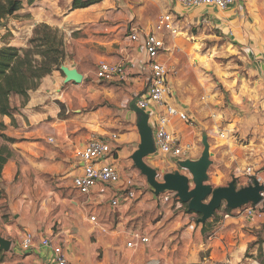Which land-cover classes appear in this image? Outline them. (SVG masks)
<instances>
[{
    "label": "crops",
    "instance_id": "1",
    "mask_svg": "<svg viewBox=\"0 0 264 264\" xmlns=\"http://www.w3.org/2000/svg\"><path fill=\"white\" fill-rule=\"evenodd\" d=\"M45 1L35 0L30 5L55 10L41 22L63 33V65L76 69L82 80L65 82V75L53 70L29 92L27 103L18 105L12 118L0 116V133L9 138H0V153L6 158L0 173V200L7 203L8 215L0 236L10 241L0 264L51 263L52 248L41 245L45 237L61 248L68 261L83 264H264V212L248 216L245 206L230 210L220 206L202 223L200 214L188 210L174 192L170 191L171 197L165 201L163 193H153L146 178H135L131 155L140 137L137 114L130 106L149 83L142 40L160 14L171 13L179 30L177 35L167 33L158 60L174 70L168 78L174 93L171 100L183 109L174 98L180 80L176 53L183 52L188 63L210 65L203 51L197 50L204 41L193 35L191 28L217 29L233 53L249 57L256 67L264 59V0H235L226 9L184 8L172 0H98L73 10L72 0ZM132 31L138 33L139 41L128 39ZM162 32L157 35L161 37ZM101 61L122 64L126 79L97 78L95 70ZM234 124L229 121L227 126ZM193 127L191 133L178 121L169 126L182 142L193 146L190 160L198 159L202 151L201 138H196ZM200 132L202 136L205 131ZM106 134H116L112 145L117 150L106 161L117 167L120 183L97 184L89 193L80 194L72 186L82 167L75 150L91 137ZM161 157L150 155L145 161L158 171L163 165ZM169 159L171 164L176 161ZM254 169L249 176L252 183L257 180L264 186V168ZM207 174L206 183L212 186L209 168ZM249 177L241 187L251 184ZM130 178L135 197L111 206L115 189ZM223 213L229 216L223 217ZM90 215H95L96 221H90ZM135 231L148 241L128 246ZM26 234L32 235V246L23 250Z\"/></svg>",
    "mask_w": 264,
    "mask_h": 264
},
{
    "label": "rangeland",
    "instance_id": "2",
    "mask_svg": "<svg viewBox=\"0 0 264 264\" xmlns=\"http://www.w3.org/2000/svg\"><path fill=\"white\" fill-rule=\"evenodd\" d=\"M45 2L49 4L53 0ZM29 5L24 1L22 8L15 15L1 21L4 27L0 28V45L9 43L26 48L36 46L35 42L30 43L35 37L34 30L40 28L44 24L41 20H45V17L55 10L45 5ZM34 8L37 9L33 10ZM199 27H192L193 32H191L199 40L204 41V45L196 49L203 51L210 65L191 60L187 63L188 69L178 71L180 80L174 98L194 122L196 138H201L200 131L207 133L209 150L213 153L210 157L212 163L209 166L213 180L212 187L227 185L229 181L234 180L236 187L240 188V184L248 181L247 168H251L252 172H255L254 167L264 168V59H261L262 62L255 67L249 57L242 58L238 53H233L228 46V40L217 29ZM54 29L63 38L64 48L63 33L57 28ZM3 34L5 35L2 37ZM262 37H264V29H262ZM65 56V52L60 56V66L63 65ZM27 101L28 99L24 101L17 95L10 97L11 104L16 108L18 105L24 106ZM229 121L235 124L227 126ZM2 129L0 124V131ZM221 133H224V136H221ZM4 136L0 133V138H6ZM202 148L201 144V150ZM160 159H163V165L156 171L158 180L162 181L163 174L179 168L169 163L171 161L169 158ZM179 171L184 173L183 170L179 169ZM134 172L135 178L145 180L136 168ZM250 180L249 177V182ZM2 193L0 191V196ZM6 206L7 203L0 200V232L3 224L8 222Z\"/></svg>",
    "mask_w": 264,
    "mask_h": 264
},
{
    "label": "built area",
    "instance_id": "3",
    "mask_svg": "<svg viewBox=\"0 0 264 264\" xmlns=\"http://www.w3.org/2000/svg\"><path fill=\"white\" fill-rule=\"evenodd\" d=\"M235 0H172L174 5H179L184 8H194L199 6H211L217 9H226L231 6ZM166 31L171 35L179 34V30L175 27L172 14L165 12L157 17L156 23L152 30L146 33L143 37L142 44L147 56V65L150 71V79L146 91L138 96L136 105L144 110L149 115V125L152 129L153 144L155 152L151 155H161L165 158H171L173 164L178 166V161L189 159L194 150L190 143L182 142L180 136L173 130L169 129L174 121L184 124L187 128H192L194 123L184 109L174 104L172 96L174 93L168 83L170 73L174 70L168 67L164 62L158 60L161 51L165 48V43L162 37L157 33ZM128 39L132 42L139 41V36L136 31H132L128 35ZM97 78L103 80H113L117 77L120 80L126 79V71L120 63L110 64L101 61L97 65ZM224 136V133H221ZM50 141L52 139H49ZM116 140V134H106L102 136L91 137L82 147L75 150V156L81 163V173L75 175L72 179V186L80 194H87L97 184L115 186L120 183V174L117 167L107 162L108 158L114 156V150L117 146L113 144ZM179 167V166H178ZM180 168V167H179ZM246 174L252 177L251 168H247ZM252 184V179L250 180ZM261 202L259 204H247L246 213L252 216L255 213L264 212V188L259 192ZM135 197L132 179L126 180L120 184L114 191L110 200V205L117 207L121 202H128ZM171 192L163 193V199L169 200ZM228 213H223V217H228ZM90 221H96L95 215L89 216ZM132 240L127 243L128 246H133L137 243L148 241L146 236L140 232L131 234ZM42 246L52 248L53 258L51 263L43 264H83L79 261H68L62 254L61 248L52 244L49 237L41 240ZM32 246V235L26 234L21 243L23 250H28ZM251 264H259L252 262Z\"/></svg>",
    "mask_w": 264,
    "mask_h": 264
},
{
    "label": "water",
    "instance_id": "4",
    "mask_svg": "<svg viewBox=\"0 0 264 264\" xmlns=\"http://www.w3.org/2000/svg\"><path fill=\"white\" fill-rule=\"evenodd\" d=\"M60 70L65 75V82L79 83L82 75L76 69H70L64 65ZM138 97L130 102L131 110L137 114L138 133L140 143L132 153L133 165L146 178L155 195L166 191L174 192L176 197L187 205V209L200 214L199 222H205L211 218L215 211L224 204L229 209H237L247 204H259L261 197L259 192L264 186L257 180L252 184L237 188L234 180L226 186L212 187L206 183L207 170L211 165L209 143L206 132H202V151L198 159H185L178 161V166L186 173L179 170L163 174L162 181L158 180L157 171L149 166L145 159L155 152L152 129L149 125V115L136 105ZM193 184L191 188L190 185ZM10 241L0 236V251H8Z\"/></svg>",
    "mask_w": 264,
    "mask_h": 264
},
{
    "label": "trees",
    "instance_id": "5",
    "mask_svg": "<svg viewBox=\"0 0 264 264\" xmlns=\"http://www.w3.org/2000/svg\"><path fill=\"white\" fill-rule=\"evenodd\" d=\"M24 1L32 4L35 0H0V28L4 27L1 21L15 15L22 8ZM97 1L72 0L71 9L85 8ZM34 34L35 37L30 43L35 42L36 46L26 48L9 43L0 45V115L12 118L17 108L11 105L10 97L17 95L26 101L29 92L39 86L44 76L54 69L59 70V58L64 54L63 38L58 35L57 30L47 24L37 27ZM161 34L163 40L167 41V32L163 31ZM176 54L179 60L177 68L179 72H182L188 67V62L183 54ZM5 159L0 153V173ZM225 209L230 210L227 207ZM4 256V253L0 251V262L3 261Z\"/></svg>",
    "mask_w": 264,
    "mask_h": 264
},
{
    "label": "flooded vegetation",
    "instance_id": "6",
    "mask_svg": "<svg viewBox=\"0 0 264 264\" xmlns=\"http://www.w3.org/2000/svg\"><path fill=\"white\" fill-rule=\"evenodd\" d=\"M180 169V168H179Z\"/></svg>",
    "mask_w": 264,
    "mask_h": 264
}]
</instances>
